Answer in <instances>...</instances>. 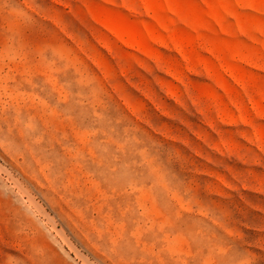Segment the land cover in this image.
I'll use <instances>...</instances> for the list:
<instances>
[{"label": "rangeland", "instance_id": "374dc122", "mask_svg": "<svg viewBox=\"0 0 264 264\" xmlns=\"http://www.w3.org/2000/svg\"><path fill=\"white\" fill-rule=\"evenodd\" d=\"M0 264H264V0H0Z\"/></svg>", "mask_w": 264, "mask_h": 264}]
</instances>
